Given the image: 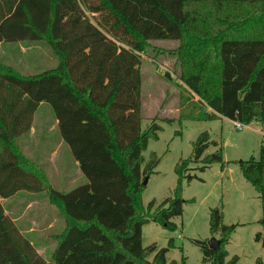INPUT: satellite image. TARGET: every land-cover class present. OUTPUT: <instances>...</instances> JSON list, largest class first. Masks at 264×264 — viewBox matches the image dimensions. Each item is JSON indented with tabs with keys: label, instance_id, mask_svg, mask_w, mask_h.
Segmentation results:
<instances>
[{
	"label": "trees",
	"instance_id": "16d2710c",
	"mask_svg": "<svg viewBox=\"0 0 264 264\" xmlns=\"http://www.w3.org/2000/svg\"><path fill=\"white\" fill-rule=\"evenodd\" d=\"M152 41L177 44L166 54L174 59L179 85L198 98L195 120L264 127V0H0V43H42L58 62L54 70L27 77L0 64V200L44 192L64 223L51 237L56 247L47 262L0 203V264H174L166 262L167 248L142 246V227L151 222L174 231L171 220L185 203L182 180L195 178L184 172L191 164L204 172L223 157L201 133L191 157L174 168L172 197L154 210V201L143 207V182L159 164L155 153L147 162L143 153L160 127L153 120L141 131V55L163 53ZM40 104L50 106L87 179L67 194L53 189L16 142L30 130ZM185 119L191 118L181 113L179 122ZM209 147L217 149L204 156ZM239 168L258 193L264 228V149ZM235 228L222 224L220 209L210 210L209 231L220 233V247L211 251L206 241H193L203 263H237V257L226 262L224 249ZM254 239L264 248V233Z\"/></svg>",
	"mask_w": 264,
	"mask_h": 264
},
{
	"label": "rangeland",
	"instance_id": "374dc122",
	"mask_svg": "<svg viewBox=\"0 0 264 264\" xmlns=\"http://www.w3.org/2000/svg\"><path fill=\"white\" fill-rule=\"evenodd\" d=\"M176 45L170 41H152L151 46L163 53L157 55L149 52L141 55V131L147 130L153 120L160 127L158 139L149 141L147 150L143 153L145 162L150 153H155L159 158V164L149 176L141 194L143 207L146 209L154 201V210L172 197L178 182L174 168L182 160L191 157L193 143L201 133L206 132L210 140L218 144L222 150L223 162L211 165L204 172L198 170L201 164L190 165L184 175L189 174L195 178L190 182L182 180L181 197L185 201L183 212L180 217L171 220L176 229L169 231L149 222L142 227V246L167 248V263L207 264L202 262L201 249L193 241L208 242L212 238L219 240L220 233L212 235L209 231V212L218 208L222 212V224L236 226L224 245L227 252L226 262L237 257L236 264H255L258 259L264 264V248L254 239L257 234L264 233V228L258 223L262 217L260 199L255 189L242 177L239 168V162L247 161L251 157L258 158L262 136L257 129H261L263 125L253 122L239 128L236 123L224 118L195 120L196 114L198 116L200 113H197V108L200 107L198 98L179 85L174 59L166 54V51L174 49ZM8 46L11 49L18 47V52L28 51L22 58L25 61L36 56L31 55L30 51H36L40 64L42 61V67H37L33 72L24 71V75L40 74L47 69L44 64L48 63L50 53L45 45L27 43ZM1 51L11 52L6 48ZM35 60L36 58H31L27 61ZM25 66L33 67L29 62ZM166 73L170 79L165 76ZM41 106L35 111L31 125V136L34 135L32 139L35 145L24 143L21 146L26 151L27 148L31 149L27 152L28 155L48 174L53 189L67 194L87 184V179L82 177L79 183L76 179L75 182L70 180L72 169L68 158L64 156L65 152L52 151L54 143L51 140L54 139L56 130L52 121L53 112L49 105ZM181 113L191 119L182 120L180 123ZM216 149L209 147L204 156L212 154ZM0 203L5 214L37 254L49 262L56 247L51 237L63 231L64 223L56 210L49 205L47 195L44 192L37 195L19 192L11 198L1 199ZM170 239L172 246L168 247Z\"/></svg>",
	"mask_w": 264,
	"mask_h": 264
},
{
	"label": "crops",
	"instance_id": "0c3cea01",
	"mask_svg": "<svg viewBox=\"0 0 264 264\" xmlns=\"http://www.w3.org/2000/svg\"><path fill=\"white\" fill-rule=\"evenodd\" d=\"M27 43L28 44H31L29 42H20V43H11V44L0 43V64L14 69L17 73H19L20 75H22L24 77H27V76H35V75H24V73H22V72H24V71H26V72H33L34 69H37V67H42V61H41V64H40V61L37 59V55H38L37 52L36 51L35 52L34 51H30L31 52V55H33V54L36 55L35 57L34 56L31 57L32 59L33 58H36L35 61H32V62L27 61V60H30L31 58L30 59H27L25 61L22 58H23L24 55H27L29 53L28 51L27 52L26 51H24V52H18V51H16V49H18V47H16L15 49H11V48H9L11 46H8V45H14V44L27 45ZM34 44H42V43H34ZM2 48H6L8 51L10 50L11 52H3V51H1ZM49 53H50V59H49V61H48L47 64H44V66L47 69L44 70V71H42V73L43 72H46V71H49V70H54L57 67V65H58V62H57L56 58L51 54L50 50H49ZM26 62H29V65H32L33 67H27V66H25V63ZM31 68H33V70H31ZM36 75H38V74H36ZM41 105H39V106H41ZM141 109H142V107H141ZM33 117H34V115H33ZM52 121H53L54 127L56 128L55 134L53 135L54 139L51 140V142L54 143V148H53L52 151L54 153L55 152H59L58 150H61V151L63 150V152H65L64 153V156H66L68 158V162L70 163V168L72 169V171L70 172L71 176L69 178L73 182H75V179H76L77 180L76 182L79 183V182H81V179L84 176L82 175V173H81V171H80V169L78 167V163L72 157V154L70 152L69 147L62 140V138H61V136L59 134V131H58V121L56 120L54 114H53ZM261 128H263V127H261ZM32 133H33V128L31 127L30 130L26 134H24V135H22V136H20V137H18L16 139V142H17V145H18L19 149L30 160H32V158H31L30 155H28L27 152L28 151L30 152L31 149L27 148V151H26L25 149H23L24 146H21V144L27 143V144L35 145V141H33V139H32L34 137V135L31 136ZM47 146H48V144H47ZM32 148H33V146H32ZM48 149L50 150V148H48ZM32 161L35 162L34 160H32ZM46 175L48 177V174H46ZM48 179H49V177H48ZM49 181H50V179H49ZM50 183H51V181H50ZM71 184L72 183H70V185ZM51 186H52V184H51ZM32 195H37V194H32Z\"/></svg>",
	"mask_w": 264,
	"mask_h": 264
},
{
	"label": "water",
	"instance_id": "95a60500",
	"mask_svg": "<svg viewBox=\"0 0 264 264\" xmlns=\"http://www.w3.org/2000/svg\"><path fill=\"white\" fill-rule=\"evenodd\" d=\"M147 178L144 180L143 185L145 186L146 182H147ZM207 247L209 250L213 251V250H217L220 247V242L218 240H215L214 238L210 239L207 242Z\"/></svg>",
	"mask_w": 264,
	"mask_h": 264
},
{
	"label": "built area",
	"instance_id": "2783aa9c",
	"mask_svg": "<svg viewBox=\"0 0 264 264\" xmlns=\"http://www.w3.org/2000/svg\"><path fill=\"white\" fill-rule=\"evenodd\" d=\"M237 127H246V126H242V125H239V124H236ZM257 132L260 133V135L262 136V140H261V147L264 149V127L261 128V129H257Z\"/></svg>",
	"mask_w": 264,
	"mask_h": 264
}]
</instances>
